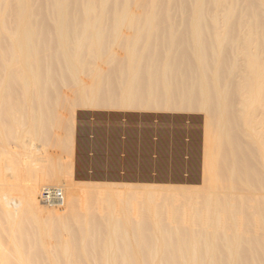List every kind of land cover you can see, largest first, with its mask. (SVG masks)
Here are the masks:
<instances>
[{"label": "bare ground", "instance_id": "1", "mask_svg": "<svg viewBox=\"0 0 264 264\" xmlns=\"http://www.w3.org/2000/svg\"><path fill=\"white\" fill-rule=\"evenodd\" d=\"M0 264H264V0H0Z\"/></svg>", "mask_w": 264, "mask_h": 264}, {"label": "crops", "instance_id": "2", "mask_svg": "<svg viewBox=\"0 0 264 264\" xmlns=\"http://www.w3.org/2000/svg\"><path fill=\"white\" fill-rule=\"evenodd\" d=\"M127 171V169L126 168H123V167H118V168H115L113 171H115V172H118V173H121L122 171ZM119 171H121V172H119ZM149 172H151V174L154 172L153 170H151V171H149ZM184 173H186V174H184ZM181 174V175H180ZM183 175V179L184 178H186V175H187V172L186 171H184V170H182V171H180V173H179V178H181V176ZM181 178V179H182Z\"/></svg>", "mask_w": 264, "mask_h": 264}, {"label": "rangeland", "instance_id": "3", "mask_svg": "<svg viewBox=\"0 0 264 264\" xmlns=\"http://www.w3.org/2000/svg\"><path fill=\"white\" fill-rule=\"evenodd\" d=\"M80 110V109H79ZM93 111H97V110H93ZM104 112H105V110H103ZM57 152H58V150H56ZM82 169H81V168ZM81 169V170H80ZM78 170H79V174H81V175H79L81 178H84V177H86L87 176V172H89L87 169H85L84 170V168L81 166V165H78ZM103 171V173L105 172L104 170H102ZM84 172V173H83ZM86 173V174H85ZM119 175H120V173H118ZM85 175V176H84ZM83 176V177H82ZM121 176H122V172H121Z\"/></svg>", "mask_w": 264, "mask_h": 264}]
</instances>
